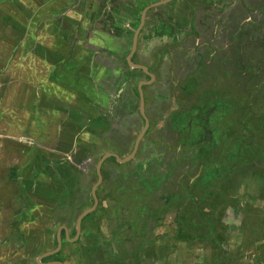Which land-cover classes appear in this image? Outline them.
Listing matches in <instances>:
<instances>
[{"label":"crops","instance_id":"crops-1","mask_svg":"<svg viewBox=\"0 0 264 264\" xmlns=\"http://www.w3.org/2000/svg\"><path fill=\"white\" fill-rule=\"evenodd\" d=\"M161 1L164 0H0V264H36L35 256L55 248L56 232L63 224L62 214L67 215L69 212L71 217L75 214L74 210H77L71 205L65 206L67 199L63 200L60 194L63 196L65 190L70 188L79 196L85 194L90 186L88 179H85L84 183L78 182L80 171L85 173V177L89 174L82 163L90 160L88 157L91 151L96 157L103 155L109 149L122 154L115 148L114 141L118 138L125 139L128 132L129 138L134 140L142 130L144 121L138 111L139 98L136 93L138 83L151 84L143 88V111L147 118L149 115L145 105L156 112L158 103L160 112L157 116L161 114L167 117L164 111L168 110L175 115L179 114L180 122L177 125L190 122L199 125L201 130L208 127L215 131L218 130L215 129L217 127L215 114L227 101L236 100V103L229 104L232 111L243 112L246 109V103L240 100L243 96L237 95V88L243 89L244 84L240 85L241 82L238 81L244 83L254 81L255 87L263 83L264 44L255 40L254 32H249V35L244 34L240 39L239 36L237 39L233 35L234 32L238 34L239 30L244 29H218V32L213 29V43L215 48L220 50V55L217 59L203 58L204 55L199 49H204V37L196 38L195 33L204 36L208 28L200 26L194 31L192 24V29L180 42L178 36L183 32L174 29V13L169 12L174 3L172 0L166 5L148 9L144 15L145 24L141 33L144 28L149 27L154 15L166 17L164 22L160 20L158 28L161 29L163 26L165 29L163 33L166 38L163 41L181 43L183 48L188 49L187 56L174 57V49L168 47L165 50H155L154 57L163 53L168 55L166 60L165 57H160L164 73L159 74L156 70L158 64L151 62L149 52L145 58L137 49L131 61L134 65L144 66L145 71L152 78L128 66L125 59L131 49L132 31L138 26L139 15L144 7ZM250 1L252 2V0H240V3H246L247 9L243 11L233 4L234 10L243 14L238 22V26L242 28L249 26L247 23L249 20L246 21L245 18L249 16L253 18L264 12V0L256 1L255 6ZM133 2L136 4L135 8L131 7ZM259 4L260 8L257 6ZM192 7L195 9L194 2ZM188 8L192 14L190 7ZM130 11L137 14L133 22H128L132 29H129L128 24L118 17L121 15L120 12ZM181 11L185 16L188 15L183 8ZM202 27L204 29H201ZM160 32L158 31V34ZM175 34L178 35L177 40ZM97 35L103 38V44L97 41L95 38ZM209 39L212 40V37L209 36ZM118 49L119 55H115ZM190 53L195 55L189 56ZM231 65L235 68L232 69ZM106 66L109 70L113 69L110 78L105 76ZM172 66H177L175 77L178 84L184 82V85L196 81L200 87L198 93L194 96L190 95L189 100H184L186 102L182 106H176L178 100L176 103L174 99V93L183 85L174 90ZM227 66H229L228 76L210 77L221 76L223 68ZM157 90L162 92L157 94ZM247 90L250 94L254 92L251 83ZM98 91L103 94H99ZM169 96L174 99V103L171 101L168 105ZM201 97L204 98L203 101H200ZM188 104L192 107L187 108ZM28 114L38 119L39 124L33 125L32 120L30 121L26 116ZM196 115H201L199 121L195 119ZM101 123L104 130L108 129V131L105 130L104 135H98L96 142L100 145L96 147L93 142H87L88 140L85 139L92 127H98ZM151 127L155 128L154 134H157L158 129L165 131L161 123H150L143 136V144L146 143L149 147L146 151L150 153L154 162L160 161L159 158L170 159L168 162L162 160L161 162L170 163L173 183L179 180L181 170L185 171L186 177L183 180L188 178V181L192 182L199 178L194 183L203 180L204 163L208 157L203 159L201 155L204 151V154L209 155L211 150H214V145H211L209 150H203L206 147L205 139L201 137L202 140H199L197 136H192L193 132L191 134L185 132V138L191 144L188 150L192 147L189 151L190 172L187 175L188 168L186 169L183 164L177 165L179 161L171 159L164 140L159 134L155 137ZM237 131L242 135L241 140L245 145L241 149L239 146V151L233 154L237 153L235 155L237 160L254 162L256 169L261 168L262 171L259 178H264V163L262 167H258L255 155L252 153L251 159L245 152L248 147H255L256 143L253 140L247 141L245 138L247 133H241L238 129ZM176 132L179 130L177 129ZM144 138H147V141H144ZM194 140L202 141V144L199 142L196 146ZM173 143L176 142L172 139L171 145ZM10 146H15L14 150ZM31 146L37 148L32 156L26 158L23 152L31 153ZM182 149H185V145ZM165 150L168 153L163 152ZM81 158L84 160L82 161ZM143 162L140 166L144 165ZM105 164L104 170L115 172L114 167ZM89 168L88 166L86 169ZM198 169L202 172H197ZM118 178L120 177H115L114 180ZM213 179L214 181L210 183L215 184L217 177L213 176ZM230 180L237 181L234 175ZM247 180L248 177L245 178L246 184ZM236 184L238 185L239 182ZM48 186L55 187L56 192H46ZM263 186L264 183L261 187L262 192ZM237 191L238 187L235 193ZM248 201L247 197V201L243 202L246 208L252 207ZM241 208V205L236 206V210ZM198 209L201 208L198 206ZM205 213L206 210L201 209V214ZM237 213L240 214L238 211ZM27 215L36 220L31 222L34 227V229L31 227L32 232L25 229ZM45 220L51 221L48 225H56L52 234L47 228L48 225L42 226ZM40 226L42 230H38ZM193 233L203 235L201 230L194 229ZM64 245L59 253L43 262L70 264L69 260H71V264L74 261L79 264L80 254L75 260L70 257L74 245ZM63 248L64 252L68 251V253L61 255ZM88 248L91 247L87 246ZM91 249L93 251L88 250V254L93 258L91 264H98L99 259L104 256V252L98 250L103 249V246L94 245ZM87 260L90 264L91 260L89 261V258ZM100 264L105 263L100 262Z\"/></svg>","mask_w":264,"mask_h":264},{"label":"rangeland","instance_id":"rangeland-1","mask_svg":"<svg viewBox=\"0 0 264 264\" xmlns=\"http://www.w3.org/2000/svg\"><path fill=\"white\" fill-rule=\"evenodd\" d=\"M141 1H148V0H141ZM256 1H261V0H252L253 3L251 1L250 2L251 4H253V6H255ZM193 2L195 3V9L192 7ZM172 3L173 5L171 10H169V12L173 11L174 13L173 15L174 25H175L174 29L183 32L179 36L175 34V40H177L176 37L178 36V40L181 42L186 37L187 32H189L192 29L191 28L192 24L194 31L195 29H199L200 26H206L208 28L205 31L204 36L202 34L197 35L195 33L196 38L204 37V42H205L204 49H199L200 53L204 55L203 58L217 59L220 55L219 54L220 50L215 48V45L213 43V29L216 32L219 31L218 29H244V30H239L238 34L234 32L233 35H235L236 38L240 36L239 37L240 39L244 34H248L249 32H254L256 36L255 40L257 39V41H259L261 44H264V42H262L264 40V12L258 14L255 17L253 16V18L250 16L249 18H245L246 21L249 20L247 22L249 25L247 28H242L240 25L238 26V22L241 19V17H243V14L241 13L239 14L236 9L234 10L233 4L237 5L240 11H243L247 9L245 2L240 3V0H233V2L231 3L229 2V0H172ZM257 6L260 8L261 5L259 4ZM188 7H190L192 14H190ZM182 8L188 12V15L185 16V13L181 11ZM165 19L166 17L154 15L151 18L149 27L144 28L143 32L141 33L139 39V46H138L139 53L142 57L146 58V55L149 52V59L151 60V62L153 61L154 58L158 59V65H156V70L157 72H159V74L164 73V67L163 65H161L162 62L160 60V57L161 58L165 57L166 60L168 59L167 58L168 55H164L165 53H163L160 56L154 57L153 52L156 54L155 50L157 49L165 50L167 47L173 48L174 57H185L187 56L188 53V49L183 48L181 46V43L177 44L176 41L173 43L163 41L166 38L165 34L163 33L165 32V29H163V26L161 27V29L158 28H159L160 20L164 22L163 20ZM124 21L126 24H128V22H133V19H127ZM201 22L203 23L201 24ZM128 28L132 29L130 28L129 24H128ZM201 29L204 28L202 27ZM158 31L161 32L158 34ZM158 35H160L161 37ZM209 36L212 37V40L209 39ZM204 50L206 51L203 52ZM211 50H213V52H211ZM118 51L119 49L116 50L117 54L115 55H119ZM193 55H195V53L189 54V56H193ZM230 67H232V69L235 68V66L233 65H231ZM176 68L177 66H172V75L174 76L175 79L173 85L174 90L180 88L184 83L183 82L181 84L180 82L178 84L177 79L175 77ZM104 71L106 74L105 76L107 78H110L113 69L109 70L106 66ZM228 74H229V66L223 68V72H221V76L216 75L210 77L223 78V76H228ZM163 81L164 79L161 81V83H163ZM262 81L263 83L260 84L258 87H255L254 81H250L248 83L238 81L241 82L240 85L242 83L244 84L243 89L239 87L237 88V95L241 94V96H243L240 100H243L246 103V109H244L243 112H240L239 110L238 111L234 110L232 112L226 111L223 107L229 106V104H231L232 102L236 103L235 99H230L229 101H227L225 105L219 108L220 110L218 111V113L215 114L216 124H217V127L215 129H218L217 131L213 129H209L208 127H205L203 128V130H201L199 125L196 126L197 124H192L190 122L185 125H177V123L180 122V118L178 117L179 114L175 115L172 112L165 110L164 112L168 115L167 116L168 118L166 116L163 117L161 114L157 116L158 112H160V109H158L159 108L158 103L156 106V112L153 111V109H148L147 106L145 105V110L149 115L148 117L149 123H154V122L161 123L165 131L167 132L166 136L168 137V139L172 141L171 140L172 138L176 142L173 143V145H169L170 148L169 154L171 155V159H175L174 161H179L177 165L183 164L186 166V169L188 168L187 175L190 172L189 151L192 150V147H190V150H188V146L189 145L191 146V144H189L188 143L189 140L185 138V132H187V134H191L193 132L192 136L193 135L197 136L199 140H202L203 138L205 139L204 145H206V147L203 150H209L211 148V145H214V150H211V154H209L210 156L208 154H204L205 151L201 155L203 159L209 156L204 163V170L202 174L204 176L203 179L207 180L210 183L214 181L213 176H219L217 175V170H221V173L223 174H220L219 178H217L216 181L217 185L214 186L216 189L226 188L229 190L234 188L235 186L233 185L232 181H230V177H232L233 175L237 180L236 182H239V184L237 185L238 191L234 195H230V194L228 195L227 197L228 204H226L227 207L224 209L223 213L219 216L220 211L217 210L215 214L216 216L219 217H215L214 219L212 218L211 205H213L212 194H214L215 191L209 192L206 189H203L201 191L197 190L195 192L196 196L188 199V202L190 204L188 212L187 211L183 212L182 210V212L178 214L180 216L182 213L185 214V215L182 214L184 222L178 223V221H175V223H173V228L171 229L172 234L174 235L173 241L171 243H166L167 239L170 237L171 234L168 235L165 233H160L159 230L158 232L154 231L152 233V237H153L152 241L149 242V240L147 241L144 240L142 244L143 250L145 249L147 256L146 258H142L140 261L138 257L137 258L132 257V254H134V252L138 248H141L140 242L142 240L140 238V230L138 226L134 225V223L139 216L138 214L139 210L140 209L142 210V208L144 207L143 206L144 194L143 195L140 194V196L137 197V201H136L137 203L134 202L135 195L125 194L124 197L121 198L122 201H127V202L131 201V205L125 206L126 203L124 204L125 208L122 211V216L126 218L128 217V219H130L132 223L130 227L125 226L123 229V237L125 239V242L117 243V242L103 241L109 248L110 247L120 248V252L118 256L124 258V263L126 264H140V263L141 264H264V189L263 192L261 190V187L264 183V178H259L262 171L261 168L256 169L257 166H255L254 162L250 163V161L244 162L242 160H237V158L235 157L237 153L233 154V152L237 150L239 151V146L241 149L243 145H245L241 140L242 135L237 131L238 129L239 131H241V133L248 134L246 137L244 136L247 139V141L253 140L254 143H256L255 147L253 148L248 147V149L245 150L248 156L252 159V153L255 155V159L258 162V167H262V164L264 163V79ZM250 83L252 84L254 89V92L251 94L248 93L247 90V87L249 86ZM77 88H79V86ZM199 90L200 87L196 81L194 83L184 84L182 88L178 90V92L174 93V99H176L175 102L177 103L178 100L176 106H180V105L182 106L186 102L184 100H189V96L196 95ZM98 92L99 94L102 93L100 91ZM160 92H162V90H157V94ZM174 99H172V97L169 96L168 105L170 104L171 101H173L174 103ZM201 99L202 100L200 101L204 100L203 97H201ZM196 104H201V103L196 102ZM186 107L191 108L192 105L188 104ZM183 114L187 115L188 113H183ZM16 116H18V114ZM26 116L30 121L32 120L31 122L33 123V125H35L36 123L39 124L38 119L36 120L35 117L30 116V114ZM200 116L201 115H196L194 117L197 121H199ZM101 125L102 123L99 124L98 127L93 126L90 134L88 136L86 135L87 138L85 139L88 140L89 142H93L96 147L100 145L98 142H96L98 141V135L99 134L104 135L105 130L106 132L108 131V129L104 130V127ZM88 126L89 127L91 126L90 122L88 123ZM236 126L239 127L237 128ZM177 129L179 130V132H176ZM151 130L155 137H157V135L159 134L162 140L167 141L164 135V131H159L158 129L157 134H154L155 128L151 127ZM253 136H256V138ZM144 141H147V138H144ZM195 142L197 143V145ZM195 142H194L195 145L198 146L199 142L201 143L202 141L199 142L195 141ZM141 145L144 146L146 145V143L143 144V141H141ZM184 145H185V149L183 150L182 148ZM14 147L10 146L12 150H14ZM31 148H30L31 153H29V151L23 152L26 158L28 156H32L31 154L37 147L35 148L31 146ZM216 150L219 152L217 153ZM194 151H197V149H194ZM86 156L88 155H85V157ZM159 160H160L159 163L160 166L161 164L167 162L170 159L167 158L166 161V159L159 158ZM161 160L164 162H161ZM142 170L144 171V166L142 167ZM197 172H202V170L198 169ZM184 173H185L184 170H181L179 172V175L181 176L182 179L186 177ZM247 177L248 180L246 184L245 178ZM186 179L188 180V178ZM198 179L199 178H197L196 180ZM196 180L192 181L191 183H194ZM136 182H138V185L142 184L143 182L142 178H139L137 176ZM210 184L214 185L213 183ZM219 184L221 185L219 186ZM45 191L56 192L55 187L50 188L49 186L48 189H46ZM76 195L77 194H75V196ZM204 195H209L210 205H208L209 206L208 213L205 215H201L196 205L199 204L200 199H202ZM45 196H49V195H45ZM145 196H149V194H146ZM247 197L249 199L248 202L250 205H252V207L248 206L246 208L244 206L241 208V212L244 214L242 213L238 214L237 210L235 209V205L233 201H235L237 198L239 204L243 202L245 203L247 201ZM155 198L158 201V196H156ZM138 202H141L142 204L140 205L138 204ZM172 205L171 207H173ZM151 206L155 208L158 207L154 203ZM182 207L187 209L183 205ZM194 207L196 209V214H194ZM116 211L119 212L118 210ZM29 215L25 216L26 219L25 229L26 231L28 230L32 232L31 227L33 229L34 227L31 224V222L36 220L34 217L32 218L31 216L29 217ZM193 215H195V217L192 219ZM187 217L190 220H188ZM177 219L180 218L178 217ZM154 220L156 219L154 218ZM94 221H95L94 219L91 220V223ZM158 221H160V219H158ZM48 224H51V221L45 220L42 226H46ZM55 227L56 225H48L47 228L50 229L52 234ZM41 228L42 227L40 226L38 230L43 229ZM214 228L216 230H214ZM194 229L199 231L201 230V234L203 235H200V233H198L197 235L194 234L193 233ZM98 235L102 238L106 237L107 233L105 230V225L99 228ZM175 235L177 238L186 237L187 242L178 241L175 238ZM64 248L66 250V247ZM64 248H63V253H61V255H64V253L65 254L68 253V251L64 252ZM104 249L105 248L103 247V249H99L98 251L101 250L102 252H104ZM88 250L93 251V249L91 248L87 249L86 251ZM72 253L73 251L71 252V254ZM84 257H80L78 259L85 262L86 258ZM35 258L36 256L34 257V259ZM89 260H91L90 261L91 264L93 258H89ZM94 261L96 260L94 259ZM69 262L71 264V260H69ZM73 264H77V263L74 261ZM98 264H100V262H98Z\"/></svg>","mask_w":264,"mask_h":264},{"label":"flooded vegetation","instance_id":"flooded-vegetation-1","mask_svg":"<svg viewBox=\"0 0 264 264\" xmlns=\"http://www.w3.org/2000/svg\"><path fill=\"white\" fill-rule=\"evenodd\" d=\"M153 62L155 64H158V59L154 58ZM127 79L130 80L129 78ZM127 86L129 85L127 84ZM136 93L138 96L137 87H136ZM138 111H139V108H138ZM164 135L167 140V141L164 140V142H165V145L167 146L168 152L170 153V148L168 147L169 145H171V141L166 136L167 135L166 131H164ZM135 139L131 140V138H129V132H128L125 139L120 140V138H118L117 140L114 141L116 143L115 148L117 150H120L122 154H119L118 151L115 152L109 149L105 151L106 153H104L103 155L101 156L98 155V157H96L95 153L92 155V151H91V154L88 157L90 158V160L84 161L82 163L85 170L89 171L88 172L89 174L87 177H85V173L80 171L79 179H78L79 183H84L85 179L89 180L90 186L88 187L87 192L85 194H80L79 196L77 195L75 196V193H73L74 190L73 189L71 190L70 188H68V190H65L66 192H64L63 196L62 194H60V197H62L63 200L65 198L67 199V201L64 204L65 206L71 205L72 208H77V210H74L75 214H73L71 217H70L69 212L67 215L65 213L62 214L63 224L60 225V227L65 226L68 229L69 235H71L70 236L71 239H73L76 236V224H77L79 215L84 210L91 207L93 204L91 189L93 185L97 182V175H96L97 163L100 161L102 156L112 154V153L116 154L119 157V159L125 160L134 150L133 142L135 141ZM139 143L140 144L136 150V153L130 161L121 164V163H118L115 158L109 157L106 160H104L103 163L101 164L100 172H101V177H102V183L95 190V197L97 198V201H98V203L96 204L97 206L94 212L86 215L84 218L80 220V223H79L80 233L77 237V240L74 243H72V245H74V248H73L72 256L70 257H72L73 260H75V257H77L79 254L81 255V257H84L86 253V256L84 257L86 258L85 262L78 259L79 264H86V262L88 264L87 258H91V257L88 254V251H86L87 246L92 248V246L94 245L95 246L97 245V247L99 246L101 247L102 245L105 248L104 256L103 258L99 259V262H104L106 264H109V263L119 264V261L121 260V257L118 256L120 252V248L119 247L109 248L103 241L116 242L117 240V243H120V241L124 240V237H123L124 227L125 226L130 227V225H132L131 220L128 219V217L126 218L122 216V211L125 208V206L131 205V201L130 202L122 201L121 198H123L125 194L135 195V198H134L135 203H137L136 202L137 197H139L140 194L142 195L144 194V199H143L144 207L143 208H145L146 212H148L147 214L148 216L150 212L151 219L147 220L145 218H142V216L140 215L134 223L135 226L139 227V230H140L141 225L143 224L145 225L144 228L146 229V233L151 232L150 234L152 235L154 231L158 232L159 230L160 233H165L169 235V234H172L171 229L173 228V223H175V221H178V223L184 222L182 214L181 216L178 215L177 211H174L172 208L169 209L168 206H166L167 204H164V203L156 204L163 211V213L159 216V218H158V215L156 214L157 213L156 209H158V207L153 208V206H151L153 204V202L151 201V198L153 195H155V191H156L155 189H157L156 184H158V181L157 179L155 181H152V178L154 177L152 176V169L149 166L152 163L150 159L151 156H150V153L146 151V149H148L149 147L146 145L142 146L141 141ZM163 152L166 153L167 151L165 150ZM141 159H144V160H141ZM83 160L84 159H82V161ZM142 161H144L143 166H147L146 170H149V172L148 171L146 172V176L144 178L138 175V172L140 171L137 170L140 164L142 163ZM105 163H108L109 165L114 167V169H116L115 172L104 170V165H106ZM88 166L90 168L86 169ZM117 167L120 169H118ZM159 168L163 174H165L164 172H167L166 176L163 175L165 176V182L163 183L164 187L159 186V189L162 187L164 188V193H163L164 198L168 199V197L174 195L177 199H179L182 193L181 189L183 187L181 176L179 175L180 181L177 180L176 183H173V173H172L170 163L161 164ZM160 170L159 172L162 175ZM137 176L139 178H142L143 182L140 185H138V182H136ZM115 177H120V178L114 180ZM146 194H149V196H145ZM138 204L141 205L142 203L138 202ZM116 210H118L119 212H117ZM99 211H102L103 213ZM178 217L180 219H177ZM154 218L156 220H154ZM93 219L95 221L91 223V220ZM106 219H109V220L107 221ZM158 219H160V221H158ZM188 220L190 219L188 218ZM104 225H105V230H106L107 235L105 238H102L98 235V229ZM109 225L111 226V229L108 228ZM63 233L64 231H61L60 235H61L62 241L64 242ZM94 233L98 235L96 238H95ZM140 238H141V235H140ZM64 244L67 245V243L65 242ZM45 263H48V262H45Z\"/></svg>","mask_w":264,"mask_h":264},{"label":"trees","instance_id":"trees-1","mask_svg":"<svg viewBox=\"0 0 264 264\" xmlns=\"http://www.w3.org/2000/svg\"><path fill=\"white\" fill-rule=\"evenodd\" d=\"M226 111H231L232 112V110H231V107L230 106H225V107H223ZM217 148V147H216ZM218 149H220V148H218ZM216 152L218 153L219 151H217L216 150ZM211 154V153H210ZM210 156V155H209ZM208 156V157H209ZM213 158V157H212ZM151 159V158H150ZM151 165H149L150 167H151V169H152V176L154 177V178H152V181H155L156 179H157V181H158V184H156L157 185V189H155L156 191H155V195H153L152 196V198H151V201L154 203V204H161V203H164V204H167L166 206H168V208L169 209H173L174 211H177V214H179V213H181L182 212V210H183V212L185 211H187L188 212V210H189V202H188V199L189 198H193L194 196H196L195 195V192L197 191V190H203V189H206V190H208L209 192H212V191H215V193L214 194H212V203H213V205H211L212 206V218L214 219L215 217H219L221 214H222V212H223V210L227 207V205L226 204H228V202H227V197H228V195L230 194V195H234L235 194V191H236V187H238V186H236L237 184H236V182H232L233 183V185L235 186L234 188H232V189H226V188H219V189H216L214 186H216L217 185V183H215L214 185H212V184H210L207 180H201L200 182H198V183H192V184H190V182L188 181V180H183L182 179V185H183V187H182V189H181V191H182V193H181V196H180V198L179 199H177L174 195L173 196H170V197H168V199H165L164 198V196H163V193H164V185H163V183L165 182V176L167 175V174H163L162 173V171L160 170V168H159V163H160V161H158V162H154L152 159H151ZM142 167L143 166H140V167H138V171H140V172H138V175L139 176H141V177H145L146 176V172L148 171L149 172V170H146V168H147V166H144V171L142 170ZM220 168H221V166H220ZM159 170L161 171V173H162V175L160 174V172H159ZM220 174H221V170H217V175H219L220 176ZM163 175H165V176H163ZM219 176H216L217 178H219ZM154 179V180H153ZM167 184V183H166ZM222 184V183H221ZM221 184H219V186L221 185ZM197 185H200V187H197ZM159 186H163L162 188H160L159 189ZM218 186V187H219ZM159 189V190H158ZM216 189V190H215ZM158 190V191H157ZM156 196H158V201L156 200ZM209 195H204L203 196V198L202 199H200V201H199V204L198 205H196L197 206V209H198V206H199V208H201V209H204V210H206V213L205 214H207L208 213V209H209V206L208 205H210V202H209ZM218 198V199H217ZM151 202V203H152ZM233 203H234V205H235V209H236V206L237 205H241V207H244V206H246L245 204H243V203H240L239 204V202H238V200H235V201H233ZM173 204V205H172ZM171 205L173 206V207H171ZM182 205L183 206H185L187 209H185V208H183L182 207ZM153 208H155V207H153ZM194 209H195V207H194ZM201 209H198L199 210V213L201 214ZM217 210H219L220 211V214H219V216H216V214H215V212L217 211ZM156 211H157V215H158V218H159V216L163 213V211L158 207V209H156ZM237 211L238 212H240V213H242L241 212V209H237ZM99 212H102V211H99ZM139 216L141 215L142 216V218H145V219H147V220H150L151 219V217H150V212H149V216L147 215L148 214V212H146V209L145 208H142V210L140 209L139 210ZM183 214V213H182ZM194 214H196V209L194 210ZM204 214V215H205ZM242 214H244V213H242ZM183 215H185V214H183ZM201 215H203V214H201ZM138 216V217H139ZM195 217V215H193L192 216V219ZM196 217H197V215H196ZM153 218V217H152ZM107 221L109 220V219H106ZM144 226L145 225H141V227H140V235H141V248H138L135 252H134V254H132V257H134V258H139V261L142 259V258H146V256H147V254H146V251H145V249L143 250V242H144V240H149V242L150 241H152V235L150 234V233H146V229L144 228ZM109 229H111V226L109 225V227H108ZM214 230H216L215 228H214ZM98 234H99V229H98ZM94 235H95V238L98 236L96 233H94ZM173 237H174V235L173 234H171V236L167 239V241H166V243H171L172 241H173ZM136 238V237H135ZM175 238L178 240V241H181V242H187L186 241V237L184 238V237H182V238H177L176 237V235H175ZM114 242V241H113ZM116 242H117V240H116ZM120 242H125V239L123 240V241H120ZM125 244V243H124ZM54 245H56V241L54 240ZM185 245V244H184ZM159 257V256H158ZM50 259V258H49ZM156 259V258H155ZM48 260V259H47ZM118 261V260H117ZM106 264V263H105ZM110 264V263H109ZM119 264H126V263H124V258H122L121 257V260L119 261ZM141 264V263H140Z\"/></svg>","mask_w":264,"mask_h":264},{"label":"water","instance_id":"water-1","mask_svg":"<svg viewBox=\"0 0 264 264\" xmlns=\"http://www.w3.org/2000/svg\"><path fill=\"white\" fill-rule=\"evenodd\" d=\"M132 1V0H131ZM170 1L169 0H164V1H161V2H157V3H153L151 6H146L143 8L141 14L139 15V23H138V26L137 28L133 31V37H132V43H131V49L129 51V54L128 56L126 57V63L128 66L130 67H134L135 69H138L144 73H146L148 75V77L152 78V76L147 73L145 71V67L144 66H137V65H134L133 62L131 61V59L133 58V55L136 53L137 49H138V38H139V34L141 33V30L145 24V13L148 11V9H151V7H157V6H160V5H166L168 4ZM132 8H135L136 7V4L135 2H133V4L131 5ZM120 16L119 19L121 20H127V19H134L136 18L135 15H137L136 13H134L133 11H130V12H120ZM129 21V20H128ZM95 38L97 39V41H99L100 43L103 44V38L100 36V35H97L95 36ZM149 78V79H150ZM146 82H140L137 84V91H138V98H139V111H140V115H141V118L143 119L144 121V126L142 128V130L140 131V133L136 136V139L135 141L133 142L134 143V150L133 152L125 159V160H121L119 159V157L116 155V154H108V155H105V156H102L100 161L97 163L96 165V175H97V182L93 185L92 189H91V192H92V199H93V204L91 207H89L88 209L84 210L78 217V220H77V224H76V236L71 239L69 237V232H68V229L65 227V226H61L57 232H56V236H55V240H56V246L54 249L50 250V251H47L41 255H38L36 256L35 258V261H36V264H62L60 262H49V263H43L42 260L44 259H48L54 255H56L57 253H59V251L62 249V245H63V241H62V238H61V231H64V242L67 243V244H72L74 243L76 240H77V237L80 233V220L82 218H84L86 215L88 214H91L92 212L95 211V208H96V204L98 203L97 201V198L95 197V190L101 185L102 183V177H101V172H100V168H101V164L103 163L104 160H106L107 158L109 157H113L116 159V161L118 163H126L128 161H130L135 153H136V150L139 146V142L142 141L143 139V136L145 134V132L147 131L148 129V126H149V120L148 118L146 117L144 111H143V105H144V99H143V87L147 86V85H151V84H145Z\"/></svg>","mask_w":264,"mask_h":264},{"label":"clouds","instance_id":"clouds-1","mask_svg":"<svg viewBox=\"0 0 264 264\" xmlns=\"http://www.w3.org/2000/svg\"><path fill=\"white\" fill-rule=\"evenodd\" d=\"M231 181V180H230ZM190 184H192L191 182H190ZM224 211V210H223ZM223 213V212H222ZM45 260V259H44ZM42 262H43V260H42ZM43 263H45V262H43Z\"/></svg>","mask_w":264,"mask_h":264}]
</instances>
